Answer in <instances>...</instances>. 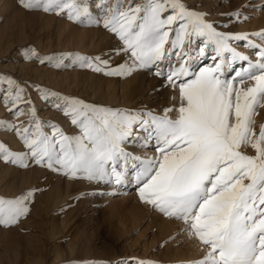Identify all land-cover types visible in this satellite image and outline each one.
I'll return each instance as SVG.
<instances>
[{"label":"snow or ice","instance_id":"obj_1","mask_svg":"<svg viewBox=\"0 0 264 264\" xmlns=\"http://www.w3.org/2000/svg\"><path fill=\"white\" fill-rule=\"evenodd\" d=\"M17 4L26 10L66 13L78 25L102 26L120 42L110 52L69 50L43 56L29 44L18 49L23 59L122 78L154 71L164 81L160 89L167 87L172 95L170 105L160 110L147 102L134 108L109 107L37 85L43 99L70 121L69 132L38 118L34 103L24 99L25 82L0 75L9 86L3 98L12 105L11 114L21 115L23 107L32 105L26 127L0 120V126L16 132L22 141L16 150L0 142V160L86 182L87 188L72 198L77 201L134 190L154 211L182 221L185 227L180 231L206 248L195 264H264V124L255 128L256 109L264 104V29L220 30L226 26H218L208 11L187 0H17ZM232 17L240 19L241 13H231L229 24ZM240 40L255 50L257 59L233 46ZM246 80L252 83L245 85ZM150 148L155 150L152 155L141 152ZM43 190L32 186L12 197L0 196V227L17 226Z\"/></svg>","mask_w":264,"mask_h":264},{"label":"rangeland","instance_id":"obj_2","mask_svg":"<svg viewBox=\"0 0 264 264\" xmlns=\"http://www.w3.org/2000/svg\"><path fill=\"white\" fill-rule=\"evenodd\" d=\"M187 2L208 11V18L218 26H226L220 30L254 33L264 29V0ZM236 11L241 18L232 17L229 24L230 14ZM81 36L83 45L79 46ZM249 38L262 43L259 37ZM118 43V38L102 26L78 25L67 19L66 13L26 10L18 6L17 0H0V75L25 82L24 99L34 103L38 118L57 123L69 132L73 131L70 121L43 99L37 85L104 106L134 108L147 102L155 110L170 105L171 90L160 89L164 81L154 71H140L127 78L107 76L88 68H58L47 62L42 64L39 59L26 60L18 49L31 44L41 56L69 50L99 54L110 52ZM246 44L244 40L233 42L237 50L257 59L255 50ZM251 83L245 81V85ZM8 87L6 81H0V120L26 127L32 105L23 107L21 115L11 114L12 105L3 98ZM153 87L159 90L152 92ZM261 124H264V104L256 109L257 131ZM45 130L51 132L50 126ZM0 142L13 150L22 145L18 134L6 126H0ZM154 151L141 149L147 155ZM32 186L44 190L36 196L30 214L17 226L0 227V264H64L72 260L98 264H117L121 260L126 264H139L141 260L195 264L205 255L206 248L198 240L180 231L185 227L182 221L154 211L132 189H123L124 195L90 196L77 201L72 198L87 188L86 182L64 178L46 168L23 169L0 160V196L12 197ZM61 208L64 210L60 211Z\"/></svg>","mask_w":264,"mask_h":264},{"label":"bare ground","instance_id":"obj_3","mask_svg":"<svg viewBox=\"0 0 264 264\" xmlns=\"http://www.w3.org/2000/svg\"><path fill=\"white\" fill-rule=\"evenodd\" d=\"M83 38H84V36H81L79 39H78V41H77V44L79 45V46H82L83 45ZM115 86V85H114ZM115 88V87H114ZM126 88V87H125Z\"/></svg>","mask_w":264,"mask_h":264}]
</instances>
